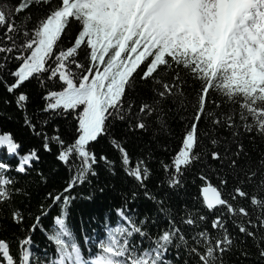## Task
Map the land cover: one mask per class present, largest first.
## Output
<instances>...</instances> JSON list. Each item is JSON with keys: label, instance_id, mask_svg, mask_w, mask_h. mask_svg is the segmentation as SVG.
<instances>
[{"label": "snow or ice", "instance_id": "obj_1", "mask_svg": "<svg viewBox=\"0 0 264 264\" xmlns=\"http://www.w3.org/2000/svg\"><path fill=\"white\" fill-rule=\"evenodd\" d=\"M0 89V264L54 207L43 264H264V0H0ZM101 168L128 190L78 238Z\"/></svg>", "mask_w": 264, "mask_h": 264}, {"label": "trees", "instance_id": "obj_2", "mask_svg": "<svg viewBox=\"0 0 264 264\" xmlns=\"http://www.w3.org/2000/svg\"><path fill=\"white\" fill-rule=\"evenodd\" d=\"M3 97V90L0 89V101H2ZM5 112H7L8 116L12 117L11 120L4 118ZM0 126L20 133L19 138L21 140H27V137L21 131L18 115L15 113L14 109H6L2 103H0ZM0 155H3L2 151H0ZM40 167H42L46 173H52V180L50 181L52 188L60 187L63 181L67 179V173L62 170L59 171V174H56L57 166L50 155L45 158L44 163L41 164ZM99 172V177L93 180L91 186L85 183L84 185L76 187L71 192V195H73L75 199H73L69 207L67 222L76 232L78 238L90 233L93 239H96L97 233L105 231L106 216H110L111 220L115 222L117 217L112 210L121 204L124 198L123 194L128 190L127 184H122L119 180L111 179L104 169H99ZM99 188H104V191L100 192L98 190ZM45 191L46 189L43 187L38 189L33 201V207H35L36 200L42 198ZM144 203V200L140 199L135 203H130L129 207L136 209L141 207ZM58 212V207H54L48 216L42 217V227H38L33 233V252L40 258L41 264H43L44 259L50 257L54 251V246L48 241L45 230L52 227L54 224V217ZM84 247L87 254V249L90 245H84ZM15 249L16 244L13 243V250L15 251Z\"/></svg>", "mask_w": 264, "mask_h": 264}]
</instances>
